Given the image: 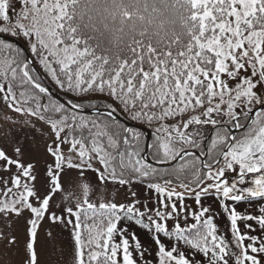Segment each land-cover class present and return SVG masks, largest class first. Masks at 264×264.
Listing matches in <instances>:
<instances>
[{
  "label": "snow or ice",
  "instance_id": "1",
  "mask_svg": "<svg viewBox=\"0 0 264 264\" xmlns=\"http://www.w3.org/2000/svg\"><path fill=\"white\" fill-rule=\"evenodd\" d=\"M18 3L19 9L11 0H0V33L26 40L61 89L78 97L99 95L111 101L103 121L55 102L43 108H51L58 119L41 114L39 103L25 107L38 97L26 90L17 93L14 85H31L40 93L48 89L33 78L23 49L0 39L3 100L16 113L45 120L55 136L47 148L54 166L47 168L49 187L44 194L36 187L35 165L24 162L21 149L9 155L0 148V214L9 219L30 216L24 264H38L37 229L46 215L53 223L72 225L73 264H121L118 254L122 264H138L130 249L136 251L140 264H148L147 248L135 233L130 244L127 230L117 228L122 219L153 232L156 264H264V235H249L253 225L245 223L241 231L238 223L255 221L264 232V204L258 207V215H242L235 207L264 201V0ZM117 108L133 121L156 125L158 135L149 147L160 163L194 157L174 170L193 169L192 180L180 184L183 191L169 187L171 180L148 183L157 206L149 209L145 204L144 212L137 207L141 202L135 192L129 204L91 203V188L84 183L83 202L75 210L65 208L66 216H58L50 211V202L64 190L60 176L65 170L75 169L81 178L92 170L101 184L120 185L159 174L141 155V133L112 120ZM204 127H210L209 137L201 136ZM205 139L210 142L200 156L188 151L201 148ZM63 144L70 145L67 155ZM228 173L235 175L230 179ZM206 196H215L228 217L232 244L218 235L210 207L201 204ZM186 198L194 199L199 210H189ZM189 216L195 223L182 227L180 219L187 222ZM168 220L175 221L172 231ZM161 234L173 243L166 246ZM114 235H119V243ZM0 239L8 246L17 243L15 235L0 233Z\"/></svg>",
  "mask_w": 264,
  "mask_h": 264
},
{
  "label": "rangeland",
  "instance_id": "2",
  "mask_svg": "<svg viewBox=\"0 0 264 264\" xmlns=\"http://www.w3.org/2000/svg\"><path fill=\"white\" fill-rule=\"evenodd\" d=\"M11 3L19 9L20 5L18 0H11ZM11 14V13H10ZM7 41V40H6ZM8 42V41H7ZM27 42V41H26ZM26 44V43H25ZM29 49L28 45L26 44ZM30 51V49H29ZM31 52V51H30ZM32 54V53H31ZM33 56V54H32ZM37 60L39 70L43 74L44 78L48 77L52 82L55 90L59 92L62 96L63 93L72 94L64 89H61L51 76L46 72L44 67L39 63V59L34 56ZM36 63V62H35ZM36 63V64H37ZM14 91L19 93V91H27L28 95L38 97L37 90L32 88L31 85L25 86V88H19L14 85ZM61 92V93H60ZM3 94L0 93V148L4 149L9 155H11L15 148L19 147L23 154V160L25 163H33L35 165L34 174L37 176L36 187L44 194L47 192L49 187V178L47 176V168L49 165L54 166V158L48 153V146L53 144L55 136L51 130V127L45 120H40L36 116H31L23 113H16L13 109L9 108L8 104L3 100ZM67 97V96H65ZM36 102V100H30L28 104ZM60 102V101H59ZM62 103V102H61ZM28 107V105H24ZM239 111V109H238ZM89 117V116H86ZM58 119V115L55 118ZM191 130V129H190ZM210 131V127H204L200 129L201 136H205ZM65 133H61L63 137ZM69 144L61 145L62 150L65 155L68 154ZM94 167L103 168L98 163L94 162ZM13 172L15 169L12 170ZM2 175V173H0ZM235 174L228 173L227 176L231 179ZM61 184L63 185V191L57 192L53 196V201L50 202V211L55 212L58 216H66L67 213L64 211L67 207H73L77 203H82L84 199L82 184L87 183L91 192L88 195V200L91 203L99 204L103 202H113L117 204H129L134 199L131 196V192H135L137 195L135 199L140 200V204L137 205L141 212L145 211L144 205L147 208L152 209L157 206L156 200L157 196L153 190L147 188L148 183H160L163 184L165 180H160L156 182H144L143 180L133 179L130 185H120L119 183L107 181L103 184L97 179V173L92 170H87L84 173L83 178L80 177V173L75 170H65L60 176ZM186 182V181H182ZM182 182H172L169 187L175 188L177 191H183L180 187ZM188 182V181H187ZM194 187V185H192ZM3 187V185H0ZM179 201L177 204L179 206ZM230 205L231 201H227ZM184 204L189 210H199V206L196 205L194 199L186 198ZM201 204L205 207H210V213L213 215L220 223L225 224L227 222V216L223 213L220 203L215 196L202 197ZM264 204V201H257L255 204L249 205L248 203H238L235 205L237 211L242 215H258V207ZM84 214H82L83 216ZM90 215V213H89ZM30 218L28 213L19 218H5L3 214H0V233L11 236L15 235L17 237V243L13 246H8L7 242L0 239V264H24L25 258V241L27 238V230L29 225L27 220ZM73 223H75V217L72 218ZM229 221V219H228ZM145 223H148L147 217H145ZM230 222V221H229ZM175 221L168 220L169 231L173 230ZM181 226L184 227L185 223L192 224L195 221L189 216L187 222L180 219ZM241 231L244 230L245 223H251L253 225L254 231L249 233V235H264L256 224L255 221H239ZM226 225V224H225ZM118 229H126L125 235L128 236L130 244L132 243L131 234L135 233L136 237L140 240L143 247L147 248L145 254V259L148 264H156L154 259L156 253V245L153 240V232L148 231L142 226L136 224L133 220L122 219L117 224ZM83 234L86 236V230L82 229ZM226 233V232H225ZM230 238L231 244L233 243L231 232L226 233ZM114 241L119 243V235H114ZM161 241L166 245L170 246L173 241L168 237L161 234ZM247 243V241H245ZM75 250V241L73 238V227L72 225H64L59 222L53 223L48 219L46 215L45 218L40 222V226L37 229V256L38 264H73V255ZM133 258L138 260L134 249ZM183 251L184 249L181 248ZM87 251V249H86ZM118 259L122 264V257L118 254ZM231 264V262H230Z\"/></svg>",
  "mask_w": 264,
  "mask_h": 264
},
{
  "label": "trees",
  "instance_id": "3",
  "mask_svg": "<svg viewBox=\"0 0 264 264\" xmlns=\"http://www.w3.org/2000/svg\"><path fill=\"white\" fill-rule=\"evenodd\" d=\"M17 37H19L22 41H24L27 44L26 40H24L22 37H20V36H17ZM10 43H12L15 47H19L18 45H16L13 42H10ZM19 48H21V47H19ZM23 55L26 56V53H25L24 50H23ZM33 56H34V54H33ZM33 58H34L35 62L37 63L36 58L35 57H33ZM37 65H38V63H37ZM29 68H30V72L33 75L34 79H36L38 81H43L45 79V78H43V74L42 73L35 72L34 69L30 65H29ZM45 80L48 82V77ZM49 82L52 83L50 80H49ZM37 93H38V100H36V102H32L30 104L27 103L26 105H28V107H35L36 103H39L41 105V109H40L41 114L45 115L46 117H55V115H58L57 113L52 111L51 108H49L46 111L43 108V106L44 105H51L53 102H55L56 104H62V105H64V104L59 102V100H57L54 96H52L49 93H40L38 90H37ZM63 95L69 97L74 102H77L79 104H83V105H86V106H91V107L96 106V105L107 106L109 103H111V101H109L107 98H105L103 96H99V95H85L83 97H78V96H74V95L72 96V94H69V93H66V94L63 93ZM64 106H65V108L70 109L73 112L79 113L80 115L89 116V118L93 119V120L103 121L104 119L107 118V114H85V113L77 112V111L69 108L66 105H64ZM116 110L119 113H121L122 115H124L125 117L129 118V116L126 113L120 111L119 108H117ZM112 120L118 122L122 126L127 127V125L124 122L120 121V120H116L113 117H112ZM134 122H137V121H134ZM145 125H147L151 129H153V138L151 140V145H152V144H154L156 136L158 135L156 133V131H155L156 125H148V124H145ZM130 128H133L136 131L141 133L140 147L144 150L145 141H146V136H145L144 130H142L141 128H138V127H134V126H132ZM77 134L78 133H73V135H77ZM84 135L87 136L88 133L85 131ZM209 142L210 141L208 140L207 141V145L209 144ZM198 149L205 150V145L202 144L201 148H198ZM142 152H141V155H142ZM150 154H151L152 157H154V155H155L154 149L152 147H150ZM195 156H198V155L195 154ZM193 159H194V157H185L184 160H180V161L176 162L175 164L168 165V166H157V165L151 164L153 167H155L158 170L159 174L157 176H154V177H151V178H147L146 180L151 181V182L160 181V180H171V182H182V181H186L187 182V181H191L192 180V171H193V169H191V168L185 169V171L183 173H178V172H176L174 170L177 169L178 166L181 163H184L185 161H190V160H193ZM256 215H257V212H256ZM213 218H214V223L218 227V235L224 236L225 239L227 240V242L229 244H231L230 238L226 234V233L229 234V228H230V222L228 221V218H227V222L225 223L226 225L223 224V223H220L214 216H213Z\"/></svg>",
  "mask_w": 264,
  "mask_h": 264
},
{
  "label": "water",
  "instance_id": "4",
  "mask_svg": "<svg viewBox=\"0 0 264 264\" xmlns=\"http://www.w3.org/2000/svg\"><path fill=\"white\" fill-rule=\"evenodd\" d=\"M0 38L13 41L16 44H18L21 47H23V49L27 53V60H29L32 64H34L33 60L31 59V55H30V52H29L28 48L25 46V44L21 40H19L17 37L10 36L9 34H6V33H0ZM45 88H47L48 91L51 94H53L56 98H58L59 100L64 102L66 105L70 106L71 108H73L75 110H78V111H81V112H86V113H103V112H107L108 113V111H109L108 106H104V107H100V106L86 107V106H83L81 108H75V107H73V105H76V103H73L68 98H66V97L62 96L61 94H59V92L55 91L52 86H47ZM113 117H115L117 119H121L128 126L135 125V126L143 128L146 131V137H147L146 138V147H145V150L143 152V156H144V158L147 161L152 162V163L157 164V165H170V164H174L176 161H178L180 159L178 157L176 160H170V161H166L164 163H160L159 161H156V160L152 159L150 154H149V145H150V140L152 138V130L149 129L148 127L140 124V123H134V122L128 120L127 118H125L124 116H122L121 114H119L116 111L113 113ZM210 135H211V132L206 137H209ZM206 141H207V139L204 140V143H206ZM188 151H190L192 153L199 154V155L201 153L200 150L195 149V148H189Z\"/></svg>",
  "mask_w": 264,
  "mask_h": 264
},
{
  "label": "bare ground",
  "instance_id": "5",
  "mask_svg": "<svg viewBox=\"0 0 264 264\" xmlns=\"http://www.w3.org/2000/svg\"><path fill=\"white\" fill-rule=\"evenodd\" d=\"M144 150H145V148H144ZM144 150H143V152H144ZM143 152H142V153H143ZM142 156H143V155H142Z\"/></svg>",
  "mask_w": 264,
  "mask_h": 264
}]
</instances>
